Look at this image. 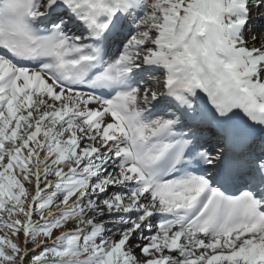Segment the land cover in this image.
Returning <instances> with one entry per match:
<instances>
[{
  "label": "snow or ice",
  "instance_id": "6c2138e0",
  "mask_svg": "<svg viewBox=\"0 0 264 264\" xmlns=\"http://www.w3.org/2000/svg\"><path fill=\"white\" fill-rule=\"evenodd\" d=\"M264 0H0V264H264Z\"/></svg>",
  "mask_w": 264,
  "mask_h": 264
},
{
  "label": "rangeland",
  "instance_id": "374dc122",
  "mask_svg": "<svg viewBox=\"0 0 264 264\" xmlns=\"http://www.w3.org/2000/svg\"><path fill=\"white\" fill-rule=\"evenodd\" d=\"M261 15L259 14V13H254V15H253V19L255 20V21H259L260 22V24H262V22L260 21V19H261ZM254 27V24H251V25H249V29H250V31H252V29L254 30L255 28H253Z\"/></svg>",
  "mask_w": 264,
  "mask_h": 264
},
{
  "label": "bare ground",
  "instance_id": "6f19581e",
  "mask_svg": "<svg viewBox=\"0 0 264 264\" xmlns=\"http://www.w3.org/2000/svg\"><path fill=\"white\" fill-rule=\"evenodd\" d=\"M260 20H262V19H260ZM253 21V20H252ZM261 31H264V26H263V28H261V27H259L258 28V30H257V35H259V33L261 32ZM256 32V31H255Z\"/></svg>",
  "mask_w": 264,
  "mask_h": 264
}]
</instances>
